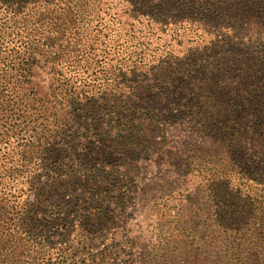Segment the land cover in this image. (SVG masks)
<instances>
[{
    "label": "rangeland",
    "instance_id": "374dc122",
    "mask_svg": "<svg viewBox=\"0 0 264 264\" xmlns=\"http://www.w3.org/2000/svg\"><path fill=\"white\" fill-rule=\"evenodd\" d=\"M5 166L75 226L17 261L264 264V0H0Z\"/></svg>",
    "mask_w": 264,
    "mask_h": 264
},
{
    "label": "trees",
    "instance_id": "16d2710c",
    "mask_svg": "<svg viewBox=\"0 0 264 264\" xmlns=\"http://www.w3.org/2000/svg\"><path fill=\"white\" fill-rule=\"evenodd\" d=\"M27 172L22 167H0V264H31L28 261H17V257L27 258L30 253L35 255H47L51 250L49 239L53 233H57L61 242L68 241L69 233L75 228L71 223L59 224L60 232L55 228L54 222L38 217L37 209L43 205L46 198L42 189L34 193L33 201L20 200L25 187L20 185L19 179ZM30 190V189H27ZM36 203L38 206H34ZM86 217L81 220V226L85 225ZM67 219H63L65 221ZM84 230L90 231L84 226ZM8 231L10 234H8ZM22 244V245H21ZM45 264H49L44 259Z\"/></svg>",
    "mask_w": 264,
    "mask_h": 264
}]
</instances>
